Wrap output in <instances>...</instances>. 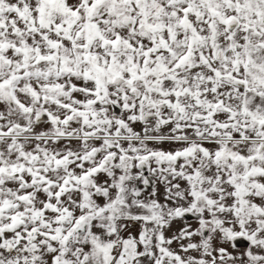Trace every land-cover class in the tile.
I'll list each match as a JSON object with an SVG mask.
<instances>
[{"label": "snow or ice", "instance_id": "6c2138e0", "mask_svg": "<svg viewBox=\"0 0 264 264\" xmlns=\"http://www.w3.org/2000/svg\"><path fill=\"white\" fill-rule=\"evenodd\" d=\"M0 264H264V0H0Z\"/></svg>", "mask_w": 264, "mask_h": 264}]
</instances>
